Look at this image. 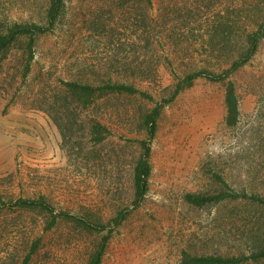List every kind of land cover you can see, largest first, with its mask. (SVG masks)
<instances>
[{
    "label": "rangeland",
    "instance_id": "rangeland-1",
    "mask_svg": "<svg viewBox=\"0 0 264 264\" xmlns=\"http://www.w3.org/2000/svg\"><path fill=\"white\" fill-rule=\"evenodd\" d=\"M258 29L264 0H0V264H264Z\"/></svg>",
    "mask_w": 264,
    "mask_h": 264
},
{
    "label": "trees",
    "instance_id": "trees-1",
    "mask_svg": "<svg viewBox=\"0 0 264 264\" xmlns=\"http://www.w3.org/2000/svg\"><path fill=\"white\" fill-rule=\"evenodd\" d=\"M56 6L53 5L51 7V14H54ZM35 27V26H33ZM22 26H15L13 30L10 31L11 37H13L16 34H22L25 33L26 31L24 30ZM27 33V32H26ZM264 33L262 29H258L257 32L251 34V36L248 37L249 42L251 43V48L247 52V54H244L243 56L239 57L238 60L234 61L231 65L230 72L237 70L240 66L244 65L248 59L253 55L252 53L255 50L256 42L258 37H263ZM9 40L7 38L0 37V46H4ZM229 72L226 71L222 75H214L209 72H198L195 74L188 75L185 77L183 80L185 81L186 84L191 83V81L196 78V77H205L206 79L210 81H218V80H223L226 78V75ZM72 90L77 89L79 92H82L83 96H89L90 93L92 92V88L90 86H75V84H67ZM110 90H117V91H124L126 93H130L133 90L131 89L130 86H123V85H111L108 86ZM181 89V85H177L176 92ZM85 102L88 103L89 100L83 99ZM225 103L227 107V115H226V121L228 124L233 125L234 122L236 121V115H237V103H236V98L234 95V92L231 87L227 90V94L225 97ZM156 113H153L152 116L148 117V121L151 122L150 125V130L149 132L152 134L153 128H154V117ZM148 124V122H147ZM148 154V150L145 151V154L142 156L140 159L138 165L136 166L135 172H134V182H135V187H136V194L137 196H141L146 188V181L148 177V171H149V166L148 162L145 158V156ZM215 199V198H214ZM186 200L196 206L202 205L204 202L212 201V198H207V197H202V196H191L188 195L186 196ZM78 220V219H77ZM118 221V219H117ZM85 224V223H84ZM83 224V225H84ZM98 230H101L102 227L98 226ZM104 251V245L102 244L96 252H94L87 264H100L101 261V256ZM235 260L233 259H228V258H223V257H202V258H187L185 257L183 262L187 264H233Z\"/></svg>",
    "mask_w": 264,
    "mask_h": 264
}]
</instances>
